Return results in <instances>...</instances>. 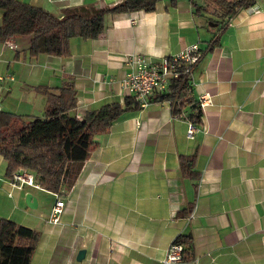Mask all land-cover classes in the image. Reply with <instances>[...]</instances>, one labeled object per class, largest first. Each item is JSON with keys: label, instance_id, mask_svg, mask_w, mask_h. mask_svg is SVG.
Instances as JSON below:
<instances>
[{"label": "crops", "instance_id": "1", "mask_svg": "<svg viewBox=\"0 0 264 264\" xmlns=\"http://www.w3.org/2000/svg\"><path fill=\"white\" fill-rule=\"evenodd\" d=\"M21 1L61 17L67 8L121 0ZM216 6L213 0H161L151 12L108 14L104 32L72 38L66 57L29 56L27 35L9 37L12 47L0 43V74L13 78L0 86L2 111L41 116L46 96L37 88L72 83L73 113L81 118L124 101L118 79L127 71L125 55L155 60L193 42L202 56L193 68L192 96L210 100L192 139L188 120L174 115L169 101L123 113L61 188L58 224L44 218L53 193L51 203L42 199L51 193L40 187L8 196L0 157L13 199L9 210L0 206V218L41 233L30 264H264V0L238 9L224 27ZM193 154V165L183 170L180 156ZM27 192L37 208L25 204ZM179 235L191 237L192 259L165 263Z\"/></svg>", "mask_w": 264, "mask_h": 264}, {"label": "trees", "instance_id": "2", "mask_svg": "<svg viewBox=\"0 0 264 264\" xmlns=\"http://www.w3.org/2000/svg\"><path fill=\"white\" fill-rule=\"evenodd\" d=\"M159 1L121 0L113 6L67 8L57 17L47 9L21 0H0V43L14 35H27L30 36L29 56L46 53L66 57L70 54L72 38L96 39L104 32L106 15L139 10L151 12ZM175 1L171 0L172 4ZM213 2L217 3L215 12L224 18L220 22L223 27L225 18L253 4V0ZM207 6H197V10ZM215 43L212 42L210 49ZM192 80L193 73L192 76L182 75L171 81L168 92H155L148 101H169L174 115L186 109V119L199 125L202 109L192 96ZM37 90L46 96L41 116L0 110V157L6 162V178L17 170H25L33 174L41 189L59 195L69 177H74L76 165H81L97 146L96 137L108 132L123 113L140 108V103L126 96L122 103L104 104L78 118L73 113L77 93L72 83ZM195 156H180L183 170H186L184 166L193 165ZM40 237L37 229L0 218V264H30ZM174 241L184 245L182 260L192 259L191 237L179 235Z\"/></svg>", "mask_w": 264, "mask_h": 264}, {"label": "built area", "instance_id": "3", "mask_svg": "<svg viewBox=\"0 0 264 264\" xmlns=\"http://www.w3.org/2000/svg\"><path fill=\"white\" fill-rule=\"evenodd\" d=\"M258 12V9H255ZM134 21V18H133ZM7 46H11L10 42L6 41ZM202 56V51L197 42L187 44L177 53L172 55L162 56L155 60L149 59L147 56L140 53H130L124 56L127 71L119 78V86L122 92L127 96H132L141 106H146L149 101L148 97L155 92L166 93L169 90V85L172 80L179 78L182 75L192 76L193 68L199 62ZM13 80L9 74H0V86L5 80ZM194 80H192L193 86ZM192 89V87H191ZM201 109L206 106L210 100L209 96L201 95L199 100ZM179 117H186V113H180ZM197 125L187 121L186 134L192 139L198 131ZM36 187L34 176L32 173L25 170H17L13 172L9 178L8 196H12L14 190H21L24 187ZM55 202L51 207L49 214V222L58 224L60 215L63 212V200L58 194H54ZM193 213L190 214L192 218ZM184 245L177 243L174 240L167 249L165 263L181 262L183 256ZM197 261V260H196Z\"/></svg>", "mask_w": 264, "mask_h": 264}, {"label": "rangeland", "instance_id": "4", "mask_svg": "<svg viewBox=\"0 0 264 264\" xmlns=\"http://www.w3.org/2000/svg\"><path fill=\"white\" fill-rule=\"evenodd\" d=\"M3 165L5 164L4 159L2 160ZM6 179L3 177V173L2 170L0 169V206H5V208H7V210H9L12 207V200L10 197L8 198V196L6 195L7 192V187H4L5 185V181ZM4 182V183H3ZM31 189H34L33 187H31ZM14 192V191H13ZM42 199L47 203H51L53 201V194H48V193H42ZM13 198V197H12ZM49 214L45 213L44 218L48 217ZM10 219V218H9Z\"/></svg>", "mask_w": 264, "mask_h": 264}, {"label": "water", "instance_id": "5", "mask_svg": "<svg viewBox=\"0 0 264 264\" xmlns=\"http://www.w3.org/2000/svg\"><path fill=\"white\" fill-rule=\"evenodd\" d=\"M24 202L30 209L37 208V199L35 196H33L32 193L27 192L24 197ZM86 254V250L84 248L79 249L76 254V260L81 261Z\"/></svg>", "mask_w": 264, "mask_h": 264}]
</instances>
